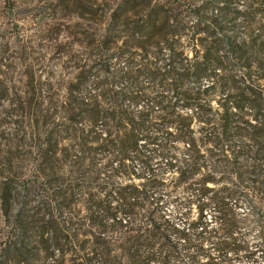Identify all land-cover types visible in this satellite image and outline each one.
<instances>
[{
  "label": "trees",
  "instance_id": "trees-1",
  "mask_svg": "<svg viewBox=\"0 0 264 264\" xmlns=\"http://www.w3.org/2000/svg\"><path fill=\"white\" fill-rule=\"evenodd\" d=\"M2 2L9 6L14 0ZM128 2L120 0L111 14L126 17ZM165 12L162 6L147 1L142 14L150 31H105L98 37L100 54L108 53L113 45L126 51L127 57L122 70L105 60L100 61V75L94 82V107H90L91 101L82 100L77 93L80 81H71L67 85L63 102L58 105L51 79L42 80L31 63H27L31 56L29 51L17 49V57L10 52L8 38L0 42V98L12 94L9 98L13 105L7 112L18 115V129L30 130L28 138L37 143L35 166L45 178L43 188L48 189L46 199L41 201L42 206L48 208V223L54 221L53 209L63 202L62 168L68 161V152H63L66 147L62 142L78 140L81 150L76 161L82 164L85 156L77 121L87 116L94 123V183L98 190L105 188L104 196L94 200V264H237L241 251H251L235 238L237 220L232 214L229 198L237 191L238 184L223 179L219 173L227 167L230 157L225 151L220 165L207 166L205 162L217 146L221 151L225 150L222 139L227 136L230 120L237 112L225 105L221 111L211 113L212 106L205 95L210 85L201 87L198 80L213 66V83L229 85L236 98L252 94L250 108L254 111L245 119V126L255 143V164L264 149L261 144L264 107L251 85L245 83L252 80L251 75L247 71L238 76L226 74L215 71L214 67L227 62L233 65L236 58L243 57L246 69L250 68L259 46L252 39L243 41L245 52L231 56L232 60L227 61L214 55L213 50L218 49L220 42L228 47L229 53H235L230 39L224 41L222 37H216L217 31H193L192 54L189 56L175 47L181 31H165L169 20ZM163 45L169 54L166 61L158 64L153 60L151 47L159 54ZM17 63L25 65L21 73L23 87L10 90L3 83L5 79L11 81ZM143 76L146 83L141 80ZM190 78L194 81L193 86H184ZM119 82L123 83L119 85ZM155 84L171 95L160 92L151 96L150 89ZM144 97L157 102L160 111L155 113L150 105L138 110L131 108ZM179 100L181 107L176 108ZM193 104H196V111H192ZM234 107L241 110L238 104ZM195 123L199 124L198 135L195 134ZM156 131L163 134L160 141H156ZM22 138L24 136L19 140ZM168 140L186 143L187 156L179 158L172 153ZM100 157L110 167L108 182H99ZM154 157L166 158L163 169L172 172L173 180L168 182L164 171L152 166ZM134 158L141 160L140 168L133 167ZM230 164L236 169L238 181H243V172L238 171L234 161ZM257 169L256 165L252 170ZM80 172L82 170L77 167L73 173ZM115 175L125 180L111 183V177ZM253 181L252 188L262 190L261 182ZM168 184L172 187L180 185L184 191L179 200L185 210L176 218L170 217L162 208L160 189ZM209 205L216 210V225L211 227L204 220ZM52 238H59L53 228L49 236ZM30 245L29 241L18 242L14 253H21ZM45 248H51L49 253L55 249L53 246Z\"/></svg>",
  "mask_w": 264,
  "mask_h": 264
},
{
  "label": "rangeland",
  "instance_id": "rangeland-1",
  "mask_svg": "<svg viewBox=\"0 0 264 264\" xmlns=\"http://www.w3.org/2000/svg\"><path fill=\"white\" fill-rule=\"evenodd\" d=\"M119 1L14 0L9 7L0 0V42L8 38L10 52L16 57L17 49L29 51L31 56L27 63H31L42 80L51 79L58 105L63 102L67 85L71 81H80L77 93L82 100L91 101L90 107H94V82L100 75V61L105 60L122 70L127 57L126 51L113 45L108 53L100 54L98 37L105 31H150L145 26L142 14L147 1H150L151 5L157 4L166 10L169 20L165 31H181L175 47L184 50L189 56L192 54L193 31H217L216 37H222L224 41L230 39L236 48L235 53H229L228 47L220 42L218 49L213 50L214 55L227 61L232 60L231 56L245 52L243 41L252 39L259 50L253 56L250 68L246 69L245 59L241 57L236 58L233 65L227 62L223 66H215L214 70L236 76L247 71L252 80L245 83L251 85L254 95L264 107V0H129V12L126 17L120 18L111 14ZM248 9L251 12L244 13ZM160 50L159 54H155V48L151 47L153 60L158 64L166 61L169 54L165 45ZM135 56L138 57V53ZM212 67L208 69L207 75L200 76L198 80L201 87L210 85L205 93L212 106L210 112L221 111L227 105L237 113L232 116L227 136L222 139L225 150L221 151L217 146L215 153L208 155L205 162L207 166L214 163L220 165L225 151L229 155L227 167L219 173L224 176L223 179L238 184L237 191L229 198L233 206L232 214L237 220L235 238L251 251H241L236 262L264 264V149L254 164L255 143L245 126V119L251 117L254 111L250 108L252 94L246 93L236 98L229 85L213 83ZM24 69V64L17 63L11 81L5 79L3 85L10 90L21 89V73ZM141 80L146 83L144 76ZM193 83L190 78L184 86H193ZM160 92L171 95L160 85L155 84L150 89L151 96ZM11 95L9 93L0 98V264H94V200L105 193V188L98 190L94 183V123L87 116L77 121L85 156L82 164L76 161L81 150L78 140L67 139L62 142V146L66 147L63 152H68V161L62 168L63 202L53 209L54 221L48 223V208L42 206L41 202L46 199L48 189L43 188L45 178L35 166L37 143L28 138L30 130L18 129V115L7 112V108L13 105L9 98ZM150 100L144 97L131 108L138 110L150 105L158 113L159 104ZM180 104L181 100L176 108H180ZM236 104L240 105V111L234 107ZM196 110V104H193L192 111ZM194 128L198 135L199 124L195 123ZM99 129L102 130L101 125ZM154 133L157 135L156 141H160L162 132ZM23 136L24 139L20 141ZM261 144L264 145V137L261 138ZM168 145L177 157L187 156L186 143L168 140ZM232 161L238 171L243 172L241 182L238 181L236 169L230 164ZM165 163V157L152 159V166L164 171V177L170 182L174 176L163 169ZM141 164L140 159H133V167L140 168ZM98 165L101 167L99 182H108L110 167L105 165L102 157L98 159ZM256 165L258 169L252 170ZM77 167L82 172L74 174ZM111 179V183L113 180H125L120 175L112 176ZM253 179L261 182L262 190L252 188ZM169 184L160 189L163 195L162 208L170 217L176 218L185 210V205L179 200L184 191L180 185L172 187ZM215 215V208L209 205L204 213V220L209 227L216 225ZM52 228L59 238L49 239ZM24 240L31 243L30 247L21 253H14L15 244ZM46 246L55 249L49 253L51 248L48 250Z\"/></svg>",
  "mask_w": 264,
  "mask_h": 264
}]
</instances>
